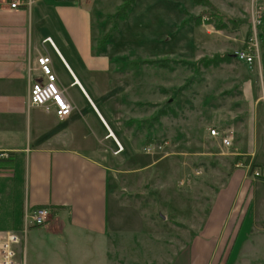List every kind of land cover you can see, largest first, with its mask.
<instances>
[{
    "label": "crops",
    "instance_id": "obj_1",
    "mask_svg": "<svg viewBox=\"0 0 264 264\" xmlns=\"http://www.w3.org/2000/svg\"><path fill=\"white\" fill-rule=\"evenodd\" d=\"M103 5L104 0H42L30 9H10L0 0V150L9 151L0 158V234L21 233L26 210L51 209L47 223L27 227L15 247L24 244V264H103L90 244L108 233L110 201L121 207L110 187L122 169L116 160L135 159L134 145L142 139L141 79L126 82L117 58L93 48L94 11ZM39 54L49 56L55 82L72 106L62 119L28 103L29 84L44 78ZM96 70L102 78L95 79ZM254 83L255 77L248 78V123L235 152L260 176L233 168L214 192L202 235L189 236L167 264H218L230 235L245 222L236 218L243 199L251 214L253 191L264 199V81L260 90ZM57 235H68L69 243L42 246L47 238L59 240ZM236 236L226 264H241L237 258L246 254L245 243L235 246Z\"/></svg>",
    "mask_w": 264,
    "mask_h": 264
},
{
    "label": "rangeland",
    "instance_id": "obj_2",
    "mask_svg": "<svg viewBox=\"0 0 264 264\" xmlns=\"http://www.w3.org/2000/svg\"><path fill=\"white\" fill-rule=\"evenodd\" d=\"M209 1L212 6L192 0H133L123 14L118 13L122 0H104L105 5L95 8L94 51L113 61L117 58L126 82L141 79L143 100V135L134 145L136 158L117 159L122 169L116 178L112 175L110 183L121 207L110 201L108 233L90 244L103 264H167L189 236L202 235L198 231L214 192L233 168L255 177L252 169L256 168L245 156L239 159L248 167H235L234 157L248 123V78L255 77L259 90L264 81V24L261 32L255 28L259 62L245 64L234 56L221 59L218 55L232 54L249 43L256 9L264 3ZM220 23L223 26L218 28ZM203 56L213 61L204 65L199 61ZM99 71L94 72L95 79L103 77ZM210 126L231 128L232 145L223 147L217 137L209 135ZM253 195L255 211H247L244 198L236 216L245 219L233 234L237 235L235 246L245 243L246 254L237 258L241 264H264V199L255 190ZM251 215L254 220H248ZM233 235L218 264L230 261ZM57 237L45 239L42 246L69 243L68 235ZM249 244L253 250L248 252ZM20 245L15 250L16 264L25 260L24 244Z\"/></svg>",
    "mask_w": 264,
    "mask_h": 264
},
{
    "label": "built area",
    "instance_id": "obj_3",
    "mask_svg": "<svg viewBox=\"0 0 264 264\" xmlns=\"http://www.w3.org/2000/svg\"><path fill=\"white\" fill-rule=\"evenodd\" d=\"M42 0H6V5L10 9H30L34 4ZM59 2H71L74 0H51ZM264 3V2H263ZM264 15V4L259 5L256 9L253 23V34L248 44L243 47H239L233 50V56L245 64H252L259 62L258 52H255L257 48L255 28L260 23L261 17ZM207 16H203L202 20H207ZM257 30V28H256ZM48 38V37H46ZM36 64L38 70L43 75V79L33 81L28 86V103L42 107L45 112L52 111L58 118L62 119L70 113L72 106L67 98L58 88L55 82V75L52 72L50 58L46 54H39L36 57ZM209 135L217 137L220 140V144L223 147H230L232 145V129L218 130L215 126L207 128ZM146 151L150 150V147L145 146ZM9 151L0 150V158H7ZM236 167H248L247 163L242 159L236 160L234 163ZM195 173H199L196 170ZM253 176H259L260 171L258 169L252 170ZM183 181H179L182 184ZM51 209L46 205L35 206L23 213V229L21 233L16 231H6L0 234V264H16L15 247L20 243L22 235H24L27 227L30 225L43 226L47 223L50 217Z\"/></svg>",
    "mask_w": 264,
    "mask_h": 264
},
{
    "label": "trees",
    "instance_id": "obj_4",
    "mask_svg": "<svg viewBox=\"0 0 264 264\" xmlns=\"http://www.w3.org/2000/svg\"><path fill=\"white\" fill-rule=\"evenodd\" d=\"M133 0H122V2L121 3H119L118 4V13L120 14V13H122L123 14V12H124V10L129 6V4L132 2ZM263 2H264V0H262ZM192 2H194V3H201V4H203V5H205V6H212L211 5V3H210V1L209 0H192ZM197 19H198V17H196ZM196 22H200L201 23V18L199 17V19L198 20H196ZM206 23H208L209 21L208 20H206L205 21ZM264 24V15L261 17V19H260V23L256 26V28H257V30H258V32L260 31H262V25ZM223 26V23H220V25H218L217 24V27L218 28H221ZM218 56H220L221 57V59H229L230 58V56H233L232 54H221V55H218ZM211 58V57H210ZM146 61L147 62H153V60L152 59H146ZM199 61L200 62H203L204 63V65H206L207 63H210V62H212L213 60H209V59H207L206 57H201L200 59H199ZM187 63H189L190 65H194L195 63H191V62H187ZM240 156L239 155H236L234 158L235 159H237V158H239ZM255 165H253L252 164V167H254Z\"/></svg>",
    "mask_w": 264,
    "mask_h": 264
},
{
    "label": "bare ground",
    "instance_id": "obj_5",
    "mask_svg": "<svg viewBox=\"0 0 264 264\" xmlns=\"http://www.w3.org/2000/svg\"><path fill=\"white\" fill-rule=\"evenodd\" d=\"M117 146H118V150L120 149V146L117 144ZM235 155H239V156H243V155H241V154H238V153H236ZM239 158H241V157H239ZM239 158H237L236 160H238ZM236 160H235V162H236ZM245 162V161H244ZM236 167V166H235ZM253 170V169H252ZM260 176V175H259ZM255 177H257V176H255Z\"/></svg>",
    "mask_w": 264,
    "mask_h": 264
}]
</instances>
